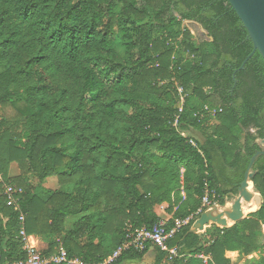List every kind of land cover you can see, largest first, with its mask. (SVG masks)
Here are the masks:
<instances>
[{"label":"trees","instance_id":"obj_1","mask_svg":"<svg viewBox=\"0 0 264 264\" xmlns=\"http://www.w3.org/2000/svg\"><path fill=\"white\" fill-rule=\"evenodd\" d=\"M187 21L211 42L199 44L187 27L180 30ZM252 51L227 0H0L2 262L26 259L6 185L22 190L26 231L47 244L45 257L62 247L70 258L103 262L130 228H153L165 204L169 229L190 219L169 241L180 256L168 261L150 244L114 264L147 256L151 264H233L231 254H264V156L253 179L261 208L230 228L194 232L205 180L226 206L262 151L259 52L234 80ZM177 85L188 98L175 127ZM206 105L222 113L196 118ZM50 178L60 189L43 186Z\"/></svg>","mask_w":264,"mask_h":264},{"label":"built area","instance_id":"obj_2","mask_svg":"<svg viewBox=\"0 0 264 264\" xmlns=\"http://www.w3.org/2000/svg\"><path fill=\"white\" fill-rule=\"evenodd\" d=\"M187 23V22H185ZM188 24V23H187ZM177 91L180 98L179 111L177 115V120L175 121V127L178 125V120L184 112V106L186 104L188 94L184 91V89L177 85ZM222 113V109L219 107H212L210 105H206L203 110L199 113L195 114L196 118L203 119L206 116L212 115L216 116ZM190 145L198 150V153L202 156L205 161V167L208 168V162L205 158V155L202 150L199 149L198 144L195 140H190ZM208 176V172L206 173ZM3 182V179L0 174V183ZM7 205L14 209L15 212L18 213L19 223H20V233L19 237L24 243V251L26 253V259L17 264H114L124 252L127 251H135V252H143L146 250L147 246L153 244L157 246L162 252L166 254V259L168 261H173L178 258L179 248L178 247H170L169 241L173 239L177 233H179L186 225L189 224L190 219L182 220L176 219L174 221V226L172 229H169V221L160 220L153 228H138L133 229L130 228L127 232L126 241L124 244L119 247L114 254L103 262L99 263H89L85 262L80 258H70L64 248H60L59 253L57 255H52L50 257H45L42 253V250L39 246V240L32 236L28 235L26 231V215L22 211L21 206V197L22 194L21 189H17L12 185H6L4 192ZM222 208L218 205L216 195L210 189L209 183L205 180V195L202 199V209L199 210V213H203V209L205 211L212 210L213 208ZM162 209H165L162 206ZM205 262L209 258L201 257ZM0 264H6L2 262L0 259Z\"/></svg>","mask_w":264,"mask_h":264},{"label":"water","instance_id":"obj_3","mask_svg":"<svg viewBox=\"0 0 264 264\" xmlns=\"http://www.w3.org/2000/svg\"><path fill=\"white\" fill-rule=\"evenodd\" d=\"M227 1L241 20L243 27L247 30L248 39L253 43L252 53L247 57L242 66L235 71L234 80L236 81V74L245 69L247 63L257 52L260 53L264 60V0ZM258 143L264 145V140L258 141ZM261 156H264V146L262 147V151L258 152L251 159L245 174V179L239 188V195L231 204V207H215L212 210L203 212L197 222L198 229L194 230L195 233H202L211 225H217L220 228H230L248 217V215L245 216L243 207L250 204L256 196L258 197L261 195L254 187L253 183V179L256 175L254 166ZM251 185L252 191L249 189ZM262 203L263 202H261V205ZM229 222H231L232 225H229Z\"/></svg>","mask_w":264,"mask_h":264},{"label":"rangeland","instance_id":"obj_4","mask_svg":"<svg viewBox=\"0 0 264 264\" xmlns=\"http://www.w3.org/2000/svg\"><path fill=\"white\" fill-rule=\"evenodd\" d=\"M187 27L191 32L192 34L195 36V38L197 39V41L199 42V44L203 43V42H211V39H209L207 36V34L205 35L204 33L206 31H204L201 27L199 26H196V25H193V24H187L185 22H183V27L181 26V29L182 30L183 28ZM2 114V111L0 110V116ZM212 125H216V122H213ZM264 145H262L263 147ZM20 173V170L18 168V166L16 164H14L12 166V170H11V175H16ZM43 186L46 188V189H50V190H58L60 189V185H59V182L56 178H50L48 180H46L43 184ZM255 187V186H254ZM237 199V196L234 197L233 199L229 200L228 203L226 204V207H231V204ZM160 210V209H159ZM256 212V211H255ZM254 213V212H252ZM250 213V214H252ZM249 214V215H250ZM35 237V236H34ZM37 238V237H36ZM39 242H40V248L42 251H45L44 253L46 254L47 253V244L44 243L41 239H38ZM45 244V245H44ZM61 247H59L57 249V253H59V250H60ZM57 255V254H55ZM264 256V254H262V257ZM124 264H150V262L148 261H143V262H126Z\"/></svg>","mask_w":264,"mask_h":264},{"label":"crops","instance_id":"obj_5","mask_svg":"<svg viewBox=\"0 0 264 264\" xmlns=\"http://www.w3.org/2000/svg\"><path fill=\"white\" fill-rule=\"evenodd\" d=\"M192 134H193V136H195L197 139H199V140H202V138H201V136H200V134L199 133H197V132H192ZM196 141V140H195ZM19 174L20 173H18V174H16V175H11L12 177H17V176H19ZM183 196H185L184 194H183ZM255 199H258V201L260 202L259 203V206L261 205V202H263V198H262V196L260 195V196H256L255 197ZM254 199V200H255ZM263 204V203H262ZM250 206V204L248 205V207ZM262 206V205H261ZM163 207L165 208V209H162V207H159V208H157V214H158V216H159V218L161 219V220H163V221H169V220H171V216L166 212V209L168 208V204H165V205H163ZM261 208V207H260ZM160 209V210H159ZM253 212V211H252ZM252 212H250V213H252ZM208 228V227H207ZM263 232H264V227H263ZM38 239V238H37ZM39 245H40V242H39ZM45 245V244H44ZM231 258H233V260H232V263L233 264H257L258 262H259V260L261 259V257H262V253L261 252H258V253H256V254H254L253 256H251V258H249V259H245V258H241L240 257V255H239V253H235V254H231ZM144 261H148V262H150V264H151V260H150V256H147L145 259H144ZM251 261H253V263L251 262ZM143 262V261H142Z\"/></svg>","mask_w":264,"mask_h":264},{"label":"bare ground","instance_id":"obj_6","mask_svg":"<svg viewBox=\"0 0 264 264\" xmlns=\"http://www.w3.org/2000/svg\"><path fill=\"white\" fill-rule=\"evenodd\" d=\"M251 191H252V185L250 186V188H249ZM259 201H258V199H255V200H253L251 203H250V206L248 207V205H245L244 207H243V212H244V214H245V216L246 215H249L250 214V212H255V211H257L258 210V208H259ZM229 225H232V223L231 222H229Z\"/></svg>","mask_w":264,"mask_h":264},{"label":"flooded vegetation","instance_id":"obj_7","mask_svg":"<svg viewBox=\"0 0 264 264\" xmlns=\"http://www.w3.org/2000/svg\"><path fill=\"white\" fill-rule=\"evenodd\" d=\"M187 23L188 24H193V25H196V26H199V27H201L198 23H196V22H190V21H187ZM205 31V30H204ZM205 35L207 34L208 35V33L207 32H205L204 33ZM209 39H210V37L209 36H207ZM262 147V146H261Z\"/></svg>","mask_w":264,"mask_h":264}]
</instances>
